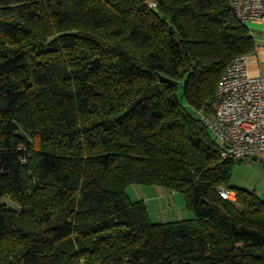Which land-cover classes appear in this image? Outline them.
Returning <instances> with one entry per match:
<instances>
[{
	"label": "trees",
	"instance_id": "obj_1",
	"mask_svg": "<svg viewBox=\"0 0 264 264\" xmlns=\"http://www.w3.org/2000/svg\"><path fill=\"white\" fill-rule=\"evenodd\" d=\"M255 50L228 0H0V264H264V198L204 120Z\"/></svg>",
	"mask_w": 264,
	"mask_h": 264
},
{
	"label": "built area",
	"instance_id": "obj_2",
	"mask_svg": "<svg viewBox=\"0 0 264 264\" xmlns=\"http://www.w3.org/2000/svg\"><path fill=\"white\" fill-rule=\"evenodd\" d=\"M236 17L249 27L264 20V0H228ZM252 53L238 55L226 69L212 100V115L204 120L223 143L224 159L240 162L253 158L264 162V75L249 72ZM223 198L236 194L219 188Z\"/></svg>",
	"mask_w": 264,
	"mask_h": 264
},
{
	"label": "rangeland",
	"instance_id": "obj_3",
	"mask_svg": "<svg viewBox=\"0 0 264 264\" xmlns=\"http://www.w3.org/2000/svg\"><path fill=\"white\" fill-rule=\"evenodd\" d=\"M183 86L179 94L182 97ZM234 186L256 189L263 194L264 162L253 158L236 162L232 169ZM127 193L131 201L144 200L154 222H170L195 217L187 206L183 192L174 191L163 185L132 184Z\"/></svg>",
	"mask_w": 264,
	"mask_h": 264
},
{
	"label": "crops",
	"instance_id": "obj_4",
	"mask_svg": "<svg viewBox=\"0 0 264 264\" xmlns=\"http://www.w3.org/2000/svg\"><path fill=\"white\" fill-rule=\"evenodd\" d=\"M249 28L256 40V50L252 52L249 58V72L252 75H264V20L252 21ZM262 198L264 195L254 189ZM264 193V184L263 191Z\"/></svg>",
	"mask_w": 264,
	"mask_h": 264
}]
</instances>
